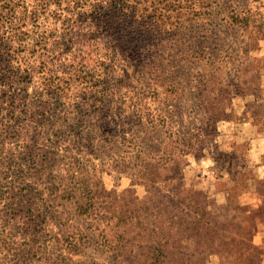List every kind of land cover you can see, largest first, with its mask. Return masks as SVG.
<instances>
[{"label": "rangeland", "instance_id": "1", "mask_svg": "<svg viewBox=\"0 0 264 264\" xmlns=\"http://www.w3.org/2000/svg\"><path fill=\"white\" fill-rule=\"evenodd\" d=\"M258 220L264 0H0V264H264Z\"/></svg>", "mask_w": 264, "mask_h": 264}, {"label": "trees", "instance_id": "2", "mask_svg": "<svg viewBox=\"0 0 264 264\" xmlns=\"http://www.w3.org/2000/svg\"><path fill=\"white\" fill-rule=\"evenodd\" d=\"M153 10H158V9H157V7H155ZM142 24H143V22H142L141 20H136L135 22H134V21H131V23H128V22H127V25H128L129 27H133V26H135L136 31H138L139 33H140L139 30L141 29ZM243 240H244L245 242L249 241L248 236H245ZM250 259H251V257H249L248 255H245V256H244V261H243V263H244V264H245V263L247 264V262L250 263V262H251Z\"/></svg>", "mask_w": 264, "mask_h": 264}, {"label": "crops", "instance_id": "3", "mask_svg": "<svg viewBox=\"0 0 264 264\" xmlns=\"http://www.w3.org/2000/svg\"><path fill=\"white\" fill-rule=\"evenodd\" d=\"M256 226H257V229L253 237V242L255 245L259 246L264 241V234L263 232H261V227L264 226V224L258 220Z\"/></svg>", "mask_w": 264, "mask_h": 264}]
</instances>
